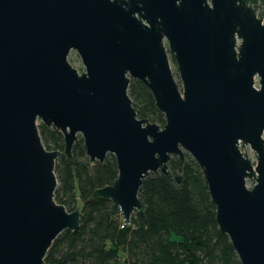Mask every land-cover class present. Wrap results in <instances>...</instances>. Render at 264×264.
<instances>
[{
  "label": "water",
  "instance_id": "95a60500",
  "mask_svg": "<svg viewBox=\"0 0 264 264\" xmlns=\"http://www.w3.org/2000/svg\"><path fill=\"white\" fill-rule=\"evenodd\" d=\"M131 79L163 127L138 117ZM40 121L62 133L68 158L79 136L91 163L115 156L118 177L94 197L126 225L144 180L180 185L189 154L241 264H264V16L249 0H0V264H46L80 227L81 210L55 199L60 151L45 147Z\"/></svg>",
  "mask_w": 264,
  "mask_h": 264
},
{
  "label": "trees",
  "instance_id": "16d2710c",
  "mask_svg": "<svg viewBox=\"0 0 264 264\" xmlns=\"http://www.w3.org/2000/svg\"><path fill=\"white\" fill-rule=\"evenodd\" d=\"M249 1L263 17L264 0ZM128 93L140 119L165 125V116L145 84L131 79ZM38 127L45 147L60 151L56 201L70 212L81 210L79 229L58 236L46 264H241L230 238L217 224L204 174L189 154L180 185L161 174L144 180L139 192L144 207L126 225L117 204L94 197L97 189L112 185L118 177L115 156L91 163L79 136L68 158L62 133L41 121ZM169 165L177 174L180 158L172 157Z\"/></svg>",
  "mask_w": 264,
  "mask_h": 264
},
{
  "label": "rangeland",
  "instance_id": "374dc122",
  "mask_svg": "<svg viewBox=\"0 0 264 264\" xmlns=\"http://www.w3.org/2000/svg\"><path fill=\"white\" fill-rule=\"evenodd\" d=\"M69 56H70V59H71V62H72L73 66L84 68L83 65H82V62H81V58H80L79 54L77 53V51L72 50L70 52ZM170 59H171V64L173 66L175 74L177 76L178 82H179V84L182 87V82H181L180 75H179L178 70H177V65H176L175 61L172 59L171 55H170ZM241 148H242V150H244L245 148H248L249 151H250V156H251L252 161H254V162L256 161L255 153L250 148V146L247 145L246 147H241ZM247 184H248L249 187H251L252 185H254V181L253 180H248Z\"/></svg>",
  "mask_w": 264,
  "mask_h": 264
}]
</instances>
